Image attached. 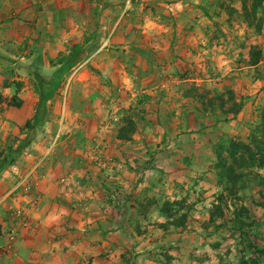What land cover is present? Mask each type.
<instances>
[{
	"label": "rangeland",
	"instance_id": "374dc122",
	"mask_svg": "<svg viewBox=\"0 0 264 264\" xmlns=\"http://www.w3.org/2000/svg\"><path fill=\"white\" fill-rule=\"evenodd\" d=\"M78 1L72 0L74 3L66 15L75 24L82 19L88 21L87 25L56 28L57 41L58 32L65 35L59 38L55 53L67 54L88 34L95 38L87 46V56L79 57L76 67L65 75L58 91L59 103L51 108L58 121L64 118V111L57 107L64 100L63 96L70 98L74 108L70 111V119L65 116L64 128L57 122L52 124L49 141L58 136L52 153H57L58 159H67L71 156L66 155L67 151L78 150L90 162L97 163L101 155L106 154V149L100 154L101 143L106 141L100 139L105 137L100 133L118 134L132 122V134L142 133L141 138L133 141L135 151L145 152L147 157L142 159L148 165L158 162L159 158L165 170L162 172L166 176L161 173L155 179L167 185L183 183L181 190L177 188V195L185 204L183 214L187 219L181 227L184 230L178 235L170 232V240L164 239L165 243L172 246L182 243V256L189 254L197 264L247 261L252 257L247 242L264 249V166L256 163L240 168L235 165L238 183L229 193L223 185L219 186L222 168L217 166V148L220 144L225 148L228 140L246 145L255 140L257 146H262L259 142L264 137V7L258 11L253 25H249L244 19L243 5L250 10L251 0H129L127 4L125 0H116V4L121 1L118 5L121 9L118 12L108 10L107 15L112 19L120 17L135 28L133 43L115 44L112 48L111 42L105 47L101 45L110 31L95 24L98 12L93 5L107 2L109 8L116 6L108 0H87V5L79 12ZM257 20H261L259 32L254 28ZM254 51L260 52V58L253 65ZM90 56H94L93 59ZM97 61L102 62L104 68L100 70L93 64ZM83 84L92 87L91 93ZM88 94L90 100L98 95L101 103L104 121L99 127L73 118L80 112L81 98ZM237 109L238 114L232 117L230 113ZM221 122L223 133L217 128ZM83 128L90 129V137H83ZM126 142L116 143L126 147ZM251 146L255 151V144ZM7 147L11 150L10 156L17 158L13 145ZM4 152L0 153V167H5L7 162V152ZM81 153L74 156L81 158ZM220 153L226 166L233 164L226 150ZM104 162L125 166L133 163L131 159H114L108 155ZM154 175L151 173L152 177ZM30 179V182L37 180L33 176ZM26 184H22L27 187L23 190L25 194L32 189ZM166 190L169 196L172 190ZM220 194L222 201L218 199ZM14 196L7 199V203L13 207V213L20 209L28 224L30 204L16 199L15 207L11 200ZM143 206L149 209L151 203L145 202ZM211 211L215 213V224L209 223ZM221 212L223 218L219 217ZM128 221L132 228L141 227L139 220L131 218ZM157 222L163 220L153 219L146 228H156ZM217 225L222 228L216 229ZM238 226L246 240L235 232ZM26 228L28 226L21 229ZM216 244L221 246L215 249ZM200 245H209L210 251ZM258 259L259 264H264V257Z\"/></svg>",
	"mask_w": 264,
	"mask_h": 264
},
{
	"label": "crops",
	"instance_id": "0c3cea01",
	"mask_svg": "<svg viewBox=\"0 0 264 264\" xmlns=\"http://www.w3.org/2000/svg\"><path fill=\"white\" fill-rule=\"evenodd\" d=\"M115 1L108 0L116 6L111 8L107 2L93 5L98 12L95 24L110 31L101 44L103 47L110 42L112 48L115 44L133 43L135 26L125 24L127 21H121L120 17L112 19L107 15L108 10L118 12L121 9L118 6L121 1L118 4ZM73 3L72 0H0V153L4 150L6 153L9 144L16 151L23 138L32 133L28 136L30 140L26 147L18 150L15 162L11 166L0 167V264H197L189 254L182 256V243L173 246L165 243L164 239L170 240V232L178 235L184 229L172 226L163 229L160 224L165 217L160 213V207L170 203L176 217L183 214L185 204L177 195V188L181 190L183 183L167 185L165 181L155 179L165 170L159 158L158 162L148 165L143 162L147 157L145 152L135 151L133 141L141 138L142 133L132 134V140L126 142L128 145L119 147L117 143L121 141L116 133L107 135L101 132L105 137L99 134L100 139L106 141L101 143L100 154L105 149L106 154L101 155L97 163L90 162L78 150H64L66 155L71 154L67 159H58L57 153H52L54 147L49 141L52 124L57 122L64 128V118L68 116L70 119V111L74 108L68 100L70 98L63 96L64 100L57 107L64 111V118L60 121L54 118L51 108L59 103V89L40 110L35 77L48 80L58 68L52 65L60 56L59 51L55 53L59 38L65 34L58 32L57 41L55 29L87 25L88 21L81 19L79 24H75L67 17V10ZM86 3L87 0L78 1L79 12ZM73 31L69 30L70 33ZM94 38L88 34L76 44L82 49L79 57L87 56V46ZM90 57L93 59L94 56ZM101 63L93 62L100 70L104 68ZM86 75L89 76L88 73ZM64 79L65 75L62 82ZM84 88H88L87 92L92 89L85 85ZM81 100L80 112L73 118L92 123L94 127L102 125L104 117L98 95L94 100H90V94L83 95ZM36 113L42 116L39 122L34 123ZM27 123L33 126L28 129L25 126ZM221 124L217 128L223 133ZM81 131L87 138L92 133L88 128ZM113 134L112 139L117 143L111 139ZM75 153H81V158H76ZM105 155L114 159H131L133 163L128 166L105 163ZM42 156H46L44 163L34 167ZM30 170L35 171L34 179L37 180L30 183L32 189L25 194L23 190L27 187L22 186V180L30 177ZM153 172L156 174L154 177L151 176ZM162 175L166 176V173ZM166 188L172 190L169 196L165 194ZM123 190L128 192L123 194ZM13 195H16L11 198L15 207L16 199L22 204H30L26 229H19L13 207L7 203ZM145 202L151 203L149 209L143 206ZM131 218L139 220L141 227L137 228L140 229L130 226L128 220ZM153 219L163 222H157L156 228H146V224L153 223ZM220 228L217 225L216 229ZM235 232L238 237L241 235L238 230ZM200 246L210 251L209 245ZM220 246L216 244L214 248Z\"/></svg>",
	"mask_w": 264,
	"mask_h": 264
},
{
	"label": "trees",
	"instance_id": "16d2710c",
	"mask_svg": "<svg viewBox=\"0 0 264 264\" xmlns=\"http://www.w3.org/2000/svg\"><path fill=\"white\" fill-rule=\"evenodd\" d=\"M264 0H251V6L250 10L247 9V6L243 5L244 10V19L249 25H253V21L257 18L256 15L258 11L263 10L262 3ZM255 31L259 32L261 28V20H257V22L254 25ZM81 47L79 45L73 46L67 54L60 55L56 61L54 62V65L52 66H58V68L55 70V72L52 74V77L48 80L37 76L35 77L37 89H38V95H39V101H40V107L39 109L43 110L44 104L48 100L52 98V96L57 93V91L60 89L62 85V78L64 75L68 74L71 70H73L77 63L80 61V52ZM254 59L251 62L253 65L256 64L259 61L260 58V52L254 51ZM51 64V62H50ZM202 97V96H201ZM17 105V104H16ZM223 106V104H222ZM234 106V105H233ZM239 109H237L235 112L230 113V115H233L232 117H236L238 114ZM42 116V114H41ZM40 114L34 116V123H37L40 121ZM36 125V124H34ZM26 128H31L33 125L30 123H27ZM134 132V124L132 122L128 123V126L121 128L118 131L117 139L121 141H131V134ZM264 132V129H263ZM29 137H26L23 139L22 143L19 144V146L16 148L15 153H18V150H22V148L26 147V145L29 142ZM261 147L257 146L256 141L252 140V142H249L247 145L244 143H237L231 140H228L227 146L224 148L221 144L218 145L217 148V160L218 164L217 166L219 168H222V171L219 174V186L223 185L225 190H227L229 193L233 192V188L238 183V174L235 173V165H238L240 168H245L246 166H252L254 164H258V166H264V137L263 141L259 142ZM251 144H255V151L252 149ZM226 150L229 157L231 158L233 164L226 166L225 159L222 158L221 151ZM7 155L5 157V167L11 166L15 162V157H11L10 148L7 149ZM1 168H4V165L1 166ZM218 199L220 201L223 200V195L220 194L218 196ZM172 207L170 203L163 204L160 207V213L165 217L164 221L165 223L160 224L163 229L168 228L169 226H172L174 228H179L184 226V222L187 219L186 214H182L181 216L176 217L175 213L172 212ZM177 208H181V206L177 205ZM214 208V206H212ZM217 208V207H216ZM179 211V210H178ZM178 211H176V214H178ZM217 212V209H215ZM220 218L224 217V213H220ZM215 213L214 211H211L209 216V223L215 224ZM234 222V221H233ZM241 236H244V232L240 229V226L237 227V229ZM246 240V238H245ZM247 249H249L252 252V257H249V259L245 262H242V264H259L260 259L259 257H264V249L260 248L258 246H255L252 242H247Z\"/></svg>",
	"mask_w": 264,
	"mask_h": 264
},
{
	"label": "built area",
	"instance_id": "2783aa9c",
	"mask_svg": "<svg viewBox=\"0 0 264 264\" xmlns=\"http://www.w3.org/2000/svg\"><path fill=\"white\" fill-rule=\"evenodd\" d=\"M57 138H58V136H56L54 138V140L51 142V146H54V144L57 141ZM45 157L46 156H43L41 159L37 160L34 167L38 168L41 164H43L44 160H45ZM32 176L33 177L35 176V171H33V170L30 172V177H32ZM30 177H27V178L22 180V182H27V184H26L27 186L30 185V183H31L30 182L31 181ZM13 215H15L16 219L19 221V224H18L19 225V229L25 228V227L28 226V224L26 222V218L23 217V215L21 214V210L20 209L15 210Z\"/></svg>",
	"mask_w": 264,
	"mask_h": 264
}]
</instances>
